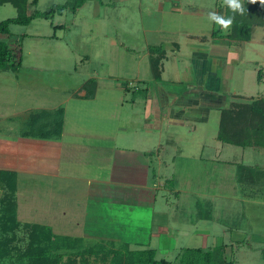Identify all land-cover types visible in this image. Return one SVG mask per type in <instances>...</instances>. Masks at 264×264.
Instances as JSON below:
<instances>
[{
    "label": "crops",
    "instance_id": "obj_1",
    "mask_svg": "<svg viewBox=\"0 0 264 264\" xmlns=\"http://www.w3.org/2000/svg\"><path fill=\"white\" fill-rule=\"evenodd\" d=\"M158 2L162 12L174 11L189 15L191 10L189 0ZM200 9L198 7L196 11L199 12ZM215 12L224 16V9ZM184 35L187 37L184 44L173 41L172 46L167 47L171 49V56L166 55L163 60L162 81L152 82V92L147 86V96H139L137 100L131 101L127 96L129 85L115 82L112 78L108 82H101L103 80L100 77L94 78L97 88L90 100L99 99L101 89L108 92L125 89L126 93L122 91L118 98H102L106 104L116 100L117 113L96 109L95 122H90V117L82 113L80 106L77 111L68 110L67 104L74 98L69 97L63 107L39 109L40 114L37 115L42 117L35 122L42 128L53 121L57 111L62 109L63 125L60 136L40 138L22 135L23 133L3 138L0 136V145H10L9 149L11 145L15 147L14 151H0V170L15 172L18 179L19 175L44 176L53 183L51 191L45 193L47 203L51 206L48 212L50 219L42 225L51 227L54 233L58 232L61 236L80 239L85 247L98 243H120L131 250L152 249L157 253L155 244L158 242L170 243L165 249L171 250L173 247L178 228L171 225V220L174 218L178 222L176 216L182 209L181 200L187 199L189 212L192 213L189 227L194 226L193 235L204 239L206 249L213 238H216L215 241L219 244L217 246H225L226 235L242 237L241 242L247 238L251 240L250 237L257 235V231L251 226V219L245 213L249 205L264 206V148L239 147L218 139L222 111L232 102H248L252 99V96L246 98L237 94H231L230 97V93H225L227 88L224 91V81L231 77L230 72H233L234 64L238 63V59L230 53L233 43L224 38L211 37L207 41L202 37L200 44L208 46L203 49L193 48L191 55V64L198 80L196 82L195 77L194 80H189V55L185 56L188 65L185 63V67H182L181 63L183 51L185 48L189 50V42L197 43L194 40L196 37L187 30ZM149 57L151 60V54ZM168 84H172L174 88H166ZM75 96L81 101L88 99L87 91H80ZM126 104L133 105L132 110L126 111L127 114L123 111ZM142 105L144 111L140 112ZM214 111L219 112V124L212 137L213 142L210 143L213 149L206 156L198 154L191 159L201 165L203 162H211L221 169H230L229 187L223 190L222 184L227 179L219 175V187L211 191L209 182H200L197 173L194 176V166L187 173L189 166L183 163L189 161V156L167 157L161 148L165 142L172 144L178 139L189 141V132L196 130L195 124H209ZM113 112L117 116L118 124L114 130L108 131L106 123L99 124L97 117L101 114L107 122L113 118ZM124 114L127 116L123 118L126 121L125 127L122 126ZM142 120L143 132L131 140L127 133L129 126ZM35 125L31 124L37 128ZM1 138L6 142L2 143ZM119 140L122 141L120 145ZM227 146H234L236 149L231 150ZM189 174L192 184L189 183ZM192 181L198 182L193 184ZM57 184L63 190L61 186L57 189ZM193 196L197 197L195 201L191 198ZM202 198H213L215 203L220 202L223 205L228 202L227 206L232 203L235 208L238 207L235 215L240 214L237 220L241 221L236 222L235 227L216 230V221L213 220L218 217L209 215L206 202L199 200ZM56 199L60 203L54 209L53 201ZM25 223L31 224L28 221ZM189 234L192 235L190 229ZM236 240L237 238L229 241L234 245ZM212 249L213 247L208 250ZM232 250L227 247L226 251Z\"/></svg>",
    "mask_w": 264,
    "mask_h": 264
},
{
    "label": "rangeland",
    "instance_id": "obj_2",
    "mask_svg": "<svg viewBox=\"0 0 264 264\" xmlns=\"http://www.w3.org/2000/svg\"><path fill=\"white\" fill-rule=\"evenodd\" d=\"M32 1L30 0V2ZM76 1L39 0L38 5L30 6L29 14H33L36 10L42 13L53 10V16L49 19L37 18L26 26L11 25L9 38L0 36V39L4 38L13 45L12 51L15 53V57L18 58L21 55L22 59V66L17 71H0V136L2 138L30 132L31 114H38L40 112L38 110L41 108L63 107L69 97L74 98H70L71 100L67 104L68 110L74 112L80 106L82 113L90 117V122H95L94 111L96 109H107L117 113L116 100L106 104L102 98L106 96L118 98L122 91L124 94L126 93L125 89L113 92L101 89L99 99L95 101L76 99L75 95L78 92H88L86 84L89 80L97 77L102 78L101 82H108L112 78L115 82L118 81L125 86L129 85L127 96L131 101L132 99L137 100L139 96H147L149 93L146 90L154 82L149 57L150 49L161 48L170 57L171 49L167 47H171L173 41L184 44L187 39L184 35L186 30L196 37L194 40L197 43L189 42V50L185 48L183 51L181 63H183L182 67H185V63L187 66L185 56L189 55V80H194L195 69L191 64L192 49L207 47L208 45L200 44L202 37L210 41L214 29H217L218 26L215 22H209L208 14L216 10L221 11L228 6L226 0H189V5H191L189 9L191 10H189V15H186L174 11H160L159 0H86L81 8L74 11ZM239 2L242 6L244 0H239ZM63 5L68 9L60 13L56 6ZM198 7L201 8V12L196 11ZM17 15V10L11 4L0 5V24L17 17ZM230 53L235 59H238V63L234 64L233 72H230L231 77L224 81V91L225 88L228 90L225 93H230V97L237 94L246 98L251 96V98H264V28L254 27L250 42H233ZM258 72H260V76L262 73L260 80H258ZM195 81H198L196 77ZM170 87L174 88L172 84L166 85V88L171 89ZM149 89L152 92V88ZM132 109V104H126L123 111L127 114ZM139 109L140 112L144 111V106L142 105ZM114 112L113 118L108 119L107 122L101 117V114L97 117L99 124L106 123L108 131L114 130L118 124ZM125 114L122 119L127 117ZM99 117L101 121H99ZM135 117L137 116L135 115ZM125 122L123 119V127H125ZM218 124L219 112L214 111L209 124L203 126L195 124L196 130L189 132V141L178 139L172 144L165 142L161 148L167 157L171 155L189 156V161L183 163L189 166L187 173H190L191 166H194L196 169L194 176L197 173L200 182H209L211 191L219 187L218 183L221 182L217 179L219 175H223L227 179V182L222 184L223 190L229 187L231 183L228 181V177L231 176L230 169H221L211 162H203L201 165L198 161H191V159L193 155L206 156L211 153L213 147L210 146V143L213 142L212 137L217 131ZM143 127L142 120L140 123L131 124L128 128L129 132H126L133 140L135 136H140ZM38 128L40 125L37 128L33 127L34 130ZM38 132L40 133V131ZM2 138V143L6 142ZM121 143L122 141L119 140V145ZM9 146L0 145V151L4 153L15 150L14 146L11 145L10 149ZM226 148L236 149L234 146ZM190 175L189 183L192 184ZM181 176L184 175L181 174ZM18 181V220L23 224L27 221L31 224H44L47 219H50L48 212L51 206L47 203L45 193L52 189L51 179L44 176L19 175ZM60 186L57 184L55 187L59 189ZM61 193L63 192H58V194ZM2 196L3 192L0 190V198ZM191 198L195 201L197 197ZM199 200L202 203L206 202L211 217L214 215L218 217L213 220L216 221V230L235 227L234 224L241 221L237 220V216L240 214L235 215L238 207L235 208L232 203L227 206L228 202L224 205L220 202L215 203L213 198ZM53 203L54 209H57L60 202L56 199ZM180 205L182 209L177 212L176 216L178 222L174 218L171 220V225L175 229L178 228L174 237L175 244L173 243L171 250H168L169 248L165 249V247L170 243H156V258L158 260L164 259L171 264H180V256L187 249L200 248L210 251L208 249L211 247L213 249L224 247L226 250L229 247L233 250L226 251V253L228 252L226 255L233 264H264V236H262L264 234V206L249 205L247 207L245 214L251 219V226L257 231V235L250 237L251 240L247 238L246 241L241 242L242 237H235L234 234L230 237L226 235L225 246H217L219 244L216 243V238H213L207 244L208 248L206 249L204 239L193 235L194 226L189 227L192 221L190 220L192 213L189 212V200H181ZM185 205L188 207H184ZM204 210L208 211L206 207ZM28 217L30 219H27ZM193 220L195 222L196 218ZM60 229L66 230L62 227ZM189 229L192 235L189 234ZM55 234L61 236L58 232ZM236 238V242L234 241L235 243L232 245L229 240ZM26 241L27 233L20 229L16 233L13 246L25 248ZM98 245L101 244H96V246ZM103 245L119 249L124 244L104 243ZM0 264H28V262L18 260V257L14 256L12 259L0 260Z\"/></svg>",
    "mask_w": 264,
    "mask_h": 264
},
{
    "label": "trees",
    "instance_id": "obj_3",
    "mask_svg": "<svg viewBox=\"0 0 264 264\" xmlns=\"http://www.w3.org/2000/svg\"><path fill=\"white\" fill-rule=\"evenodd\" d=\"M39 0H0V5L11 4L18 12L17 17L0 24V36L9 38L11 25H29L37 18L49 19L54 11L29 14L30 6L38 5ZM86 0H77L74 11L81 8ZM60 13L67 6H56ZM243 12L233 10L229 6L224 9V18H231L228 28L219 26L212 33L213 39L224 38L233 42H250L254 27L264 28V4L260 0H244ZM4 38L0 39V71H17L22 66L21 55L17 58L12 46ZM17 46V45H16ZM19 50L20 47H19ZM151 69L155 82L162 81L163 60L166 52L161 48H151ZM258 79H260V72ZM88 99L95 95L97 82L91 79L85 86ZM56 118L47 125L22 135L40 138H52L61 135L63 110L57 111ZM42 115H31V124ZM35 125V126H36ZM32 127V126H31ZM38 127V125H37ZM41 127V126H40ZM33 128V127H32ZM40 129V130H39ZM40 131V133L38 132ZM219 141L239 146L264 148V98H252L248 102H232L221 113L218 132ZM0 260H26L28 264H171L167 260H158L156 251L152 249L130 250L128 246L119 249L103 244L91 247L83 246L80 239L58 236L51 227L40 224L21 223L17 218L18 175L11 171L0 170ZM23 229L27 233L25 248L13 246L16 233ZM84 248V249H83ZM83 249V251H80ZM224 247H216L210 251L203 249H187L180 256V264H233L229 261Z\"/></svg>",
    "mask_w": 264,
    "mask_h": 264
},
{
    "label": "clouds",
    "instance_id": "obj_4",
    "mask_svg": "<svg viewBox=\"0 0 264 264\" xmlns=\"http://www.w3.org/2000/svg\"><path fill=\"white\" fill-rule=\"evenodd\" d=\"M228 6L235 10H239L241 12L244 11L239 0H226ZM262 4H264V0H260ZM209 22H215L218 26H222L223 28H228L232 24L231 18H224L223 16L217 14L216 12H209L208 14Z\"/></svg>",
    "mask_w": 264,
    "mask_h": 264
}]
</instances>
